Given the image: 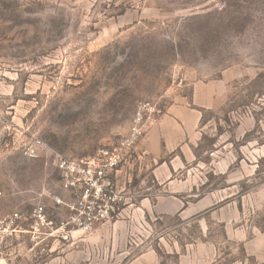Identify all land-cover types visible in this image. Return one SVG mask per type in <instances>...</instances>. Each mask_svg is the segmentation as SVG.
Segmentation results:
<instances>
[{
    "label": "rangeland",
    "instance_id": "rangeland-1",
    "mask_svg": "<svg viewBox=\"0 0 264 264\" xmlns=\"http://www.w3.org/2000/svg\"><path fill=\"white\" fill-rule=\"evenodd\" d=\"M143 100L199 123L170 153L146 131L90 232L34 229L73 197L24 145L91 156ZM0 193V264H264V0H0Z\"/></svg>",
    "mask_w": 264,
    "mask_h": 264
},
{
    "label": "built area",
    "instance_id": "built-area-1",
    "mask_svg": "<svg viewBox=\"0 0 264 264\" xmlns=\"http://www.w3.org/2000/svg\"><path fill=\"white\" fill-rule=\"evenodd\" d=\"M160 115L161 111L153 103L138 102L128 132L116 144L99 149L91 156L68 157L51 152L43 141L31 137L24 145L22 155L28 159L48 155L50 164L59 173L61 188L73 197L68 201H55L69 212L58 225L47 217L43 206L34 207L31 214L34 229H54L65 234L72 229L88 233L108 220L124 202L110 176ZM21 218V214L13 213L5 217L4 223L8 228H16Z\"/></svg>",
    "mask_w": 264,
    "mask_h": 264
},
{
    "label": "crops",
    "instance_id": "crops-1",
    "mask_svg": "<svg viewBox=\"0 0 264 264\" xmlns=\"http://www.w3.org/2000/svg\"><path fill=\"white\" fill-rule=\"evenodd\" d=\"M204 92V88H199V92ZM198 93L195 91L193 102L197 100ZM200 117L198 112L186 106H171L161 115L156 125L147 130L144 139L135 150L148 152L151 144L159 145L163 143V148L167 152H173L178 143L189 137L196 129ZM154 152H160V148L154 147ZM157 159V158H156Z\"/></svg>",
    "mask_w": 264,
    "mask_h": 264
}]
</instances>
